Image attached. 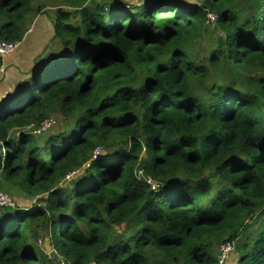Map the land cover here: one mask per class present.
Here are the masks:
<instances>
[{
    "label": "trees",
    "instance_id": "trees-1",
    "mask_svg": "<svg viewBox=\"0 0 264 264\" xmlns=\"http://www.w3.org/2000/svg\"><path fill=\"white\" fill-rule=\"evenodd\" d=\"M58 1L61 51L0 96V172L35 200L0 207V264H52L43 229L67 264H217L225 242L264 264V0ZM32 2L0 0V42H21ZM209 13L223 36L207 60L236 72L202 91L189 51ZM53 113L65 130H27Z\"/></svg>",
    "mask_w": 264,
    "mask_h": 264
},
{
    "label": "rangeland",
    "instance_id": "rangeland-1",
    "mask_svg": "<svg viewBox=\"0 0 264 264\" xmlns=\"http://www.w3.org/2000/svg\"><path fill=\"white\" fill-rule=\"evenodd\" d=\"M121 1L127 3L129 6L139 5L142 2V0H121ZM183 1H185L184 3H186V4L196 2V0H183ZM40 2L44 3V5H45L43 13H38L36 17L28 15V17H27L28 19L26 21L27 30L32 27L31 31L35 30V32H37V33L39 32V29H42L43 32L45 31L46 21L51 18L53 12L59 6L58 0H34V2H32V4H33V6H35V5L39 4ZM63 7L66 9H69L66 6H63ZM64 8H62V9H64ZM38 16H40V17H38ZM45 16L48 18V19L46 18L47 20H45ZM207 18L209 19V22L207 23V26L205 27V29L203 31L202 38L199 41H195L194 45H193L194 47L192 48V51H189V52H192L198 59L203 58L202 60H199V61H204V62L208 63L209 77L207 78V80H205L203 82V83H205V86L202 87V91H205L206 88L210 87L213 84H221L224 82H228L231 73L236 72L235 68H229L228 65H226V64H221L219 66H212L208 62L207 59L209 57V54L211 53V51L218 48L219 39H220V37L223 36V34L216 27V25L214 23L215 17L211 13L207 14ZM47 25L50 29V25L49 24H47ZM41 37H43V39H44L47 37V35H44V33H43L41 35ZM49 38H51V36ZM39 43L42 44V41ZM47 45H48V43H47ZM40 47H41V49H43V45H40ZM44 48L47 49L46 54L43 53L37 59L36 63H38V64L42 60L46 59L49 55L54 56V53H56V52L59 53L62 49L60 44L58 43L57 39H55V41H53V36H52V39H50L49 45L47 47H44ZM251 71H254V70L251 69ZM24 74H25L24 78L22 76H20L19 79L15 83H0V96L8 95V94L12 93L14 91V89H16L17 86H19L23 82H26L28 80L27 78L29 77V71L25 72ZM7 88H10V89L8 91H5V90H7ZM46 120H48L51 123L49 128H51L55 125V127L51 128L47 133H50V134L56 133L58 131H63L66 129L67 119L64 118L63 116L59 115V114H56V113L50 114L49 117L45 118L42 122H44ZM40 124H38V125H40ZM68 124L70 125L69 121H68ZM38 125L30 126L27 128V130L29 132L33 133L34 128L37 127ZM49 128H47V129H49ZM35 134H37V133H35ZM99 150L101 152L100 148H99ZM74 174H75V172L70 174L61 183H66L68 180H70L71 177L74 176ZM0 192L4 193L8 197H10L12 199L11 201L15 202V205L17 204V205H19V207L29 208L30 206H32L35 203L34 199L27 198V196L23 193L22 189L20 188V186L18 184H16V183L11 184V183L7 182L4 179L2 172H0ZM252 222L249 223L250 227L248 229L244 230L243 233L245 235H247V233H255L258 226L260 225V221L257 224H251ZM123 229H124L123 225L117 226V227H115L114 232L120 233V232H123ZM37 244L40 246L41 249H43L45 251L47 257L50 260H52V264H56V263L58 264L59 263V260H56V257H57L56 252L50 246L49 236L47 234L46 229H43V231L39 235V237L37 239ZM234 260H235V255L231 254L224 264H234Z\"/></svg>",
    "mask_w": 264,
    "mask_h": 264
},
{
    "label": "crops",
    "instance_id": "crops-1",
    "mask_svg": "<svg viewBox=\"0 0 264 264\" xmlns=\"http://www.w3.org/2000/svg\"><path fill=\"white\" fill-rule=\"evenodd\" d=\"M46 18L47 17L45 16V20L48 19ZM47 24L50 25V29ZM31 28L25 32L16 51L4 58L3 65L0 69V83H15L20 76L24 78L25 72H31L35 59L47 51L44 47L49 45L50 39H52L53 36L51 19L46 21L44 32L42 29H39V32L37 33L35 30L31 31ZM43 33L44 35H47L44 39L41 37ZM50 36L51 38H49ZM41 41L42 44L39 43ZM40 45H43V49H41ZM9 89L10 88H7L5 91H8Z\"/></svg>",
    "mask_w": 264,
    "mask_h": 264
},
{
    "label": "built area",
    "instance_id": "built-area-1",
    "mask_svg": "<svg viewBox=\"0 0 264 264\" xmlns=\"http://www.w3.org/2000/svg\"><path fill=\"white\" fill-rule=\"evenodd\" d=\"M19 43L18 42H0V57L4 58L16 51L18 48ZM51 123L46 120L42 122L40 125L34 128V132L39 134L41 132H44L49 128ZM100 150L99 148L94 151V157L99 155ZM89 164H85L87 167ZM137 175L144 179V181L149 185L151 190H158L160 187V183L156 180H154L151 176H143L141 171H138ZM12 199L8 197L6 194L0 192V207H14L15 202L11 201ZM232 246L230 242H225L222 243L219 248H218V254H217V264H224L229 256V252L231 250ZM57 264V263H56ZM58 264H67L66 262L64 263L63 261H59ZM90 264H94L91 262Z\"/></svg>",
    "mask_w": 264,
    "mask_h": 264
},
{
    "label": "clouds",
    "instance_id": "clouds-1",
    "mask_svg": "<svg viewBox=\"0 0 264 264\" xmlns=\"http://www.w3.org/2000/svg\"><path fill=\"white\" fill-rule=\"evenodd\" d=\"M18 43H19V42H18ZM4 58H5V57H4ZM4 58H3V59H4ZM84 166H85V165H84Z\"/></svg>",
    "mask_w": 264,
    "mask_h": 264
}]
</instances>
